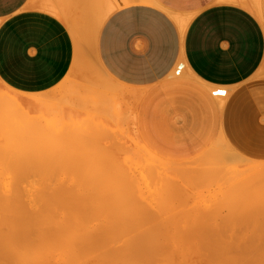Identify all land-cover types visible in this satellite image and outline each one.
Masks as SVG:
<instances>
[{
  "label": "rangeland",
  "instance_id": "374dc122",
  "mask_svg": "<svg viewBox=\"0 0 264 264\" xmlns=\"http://www.w3.org/2000/svg\"><path fill=\"white\" fill-rule=\"evenodd\" d=\"M151 1L150 3H153V0ZM178 22L182 24L181 20ZM87 60L90 64L96 65L98 68L97 60L93 55L89 54ZM95 76L103 77L104 73L98 68ZM59 87L60 86L54 90H57L56 92L53 91L45 100L41 98L43 96H34L30 98L31 101H28V97L16 93L0 82V104H2V101L4 102L2 95H5V98L8 96L12 98L21 97L20 99H22L14 106L9 103L6 104V101L4 105L2 104L4 108H1L0 105V248H2L0 250V264H29V262H27L28 260L31 264H37L39 260L38 257L37 259H35V257L39 255H41L39 258L42 257L41 260L44 261L43 264H147L148 262V264H245V262L248 264L249 260V264H264V249H262L264 248V225H262L264 222V212H260L262 209L264 211V162H255L242 157L230 146L223 133L222 135L218 134L208 148L198 151L192 158L175 159L163 157L169 155L161 154L160 149L151 148L149 143H142L133 134H127L122 132L119 128H115L116 119L107 115V101L101 100V96L99 101L96 96L94 98L92 97L91 81H75L58 91L60 89ZM39 99L40 102H37ZM5 107L13 108L14 111L8 108L5 109ZM17 108L19 111L16 110ZM202 157L204 158L202 159ZM212 165L215 167L214 169L211 167ZM180 166H183L184 171ZM176 167H178V169ZM172 168L173 171L176 168L177 172L179 171L178 174L175 171L172 172ZM218 168H222V171L220 170L221 172L219 171V173L215 174L218 172ZM179 169H182V171ZM205 170L207 172H205ZM210 171H214V173ZM119 175L120 181L119 177L118 179L112 178L113 176L117 177ZM16 176L17 178H21V176L23 178L17 179L15 178ZM99 177L104 180L105 178L108 180V177L110 179L112 178L111 180L117 179L118 184L121 182L122 185H118L116 183L117 181L113 180L112 183L110 181L111 184L109 187V183L106 184V182L103 185V180L100 181L101 179L96 180L97 182H101L98 184L94 179H99ZM91 178L96 184L93 185V183L89 181ZM82 180L83 182L81 183ZM16 181L18 184L15 194L18 195L17 193H19L20 196H18L20 198L23 197L22 199L24 201H19L23 203L21 204L23 207H26L23 208L25 213L22 212L21 208L17 207L18 199L14 198L15 195H10V191L11 189L13 190V185ZM88 182H90L89 184L92 183L91 186L101 185L104 189L101 190V186L95 187V190L98 191L99 189L102 191H98V194L96 193L97 196H95L96 194L93 195L92 189L91 192L89 191L90 185H87ZM113 184L116 187L118 185V189L115 186L111 188ZM14 186L16 187V184ZM109 188L114 190L111 191ZM119 189H122L120 193L117 192L120 195L114 194L117 197L111 194V192H116ZM105 190H107L106 192L108 194L106 192L103 193ZM15 191L13 190L11 193ZM71 191L72 193H70ZM110 195H113V198H111ZM4 197L6 200L10 197L12 199L14 198L13 202L15 205L10 202L12 199L5 201L2 199ZM114 197L118 200L116 201ZM121 197L124 198V201H122L123 198L120 199ZM83 198L85 201L82 200ZM125 199L129 200L126 201L129 209L124 204ZM114 201L117 202L118 207L123 205L121 207L125 208L123 209L120 207L123 209L121 210ZM5 203L13 204V206H15V208H12L13 211L10 208H3ZM254 205L259 209L255 208ZM42 206L47 209L52 208V210H48V212H52L47 213ZM132 208L135 209L133 212ZM237 208H240L241 211ZM249 208H253V210H249ZM254 208L258 209L259 212ZM17 209L19 210L17 211ZM15 210L16 212H14ZM129 210H131V212ZM230 210L233 215L230 214ZM145 211L149 214L144 213L143 215L142 213ZM251 211L254 212L251 214ZM21 212L25 215V218L29 219L27 224L25 220L21 221V224L24 222L25 225H29V222L32 224L31 232L33 231V233L31 234L30 228L28 229L25 225H21L24 230L25 228L29 230V237L32 236V241L26 244L23 242L28 238V235L25 234L26 239H24V233H21L22 231L24 232V230L20 232L22 236L20 239L21 241L18 240L19 238L16 236L19 235V231L21 230V227L19 229L20 223L18 222L23 216L21 219L17 220L18 217L20 218L22 215ZM82 212L83 216H81ZM151 212L152 215H150ZM125 213H130V215L134 213L135 215H128L127 217ZM13 214L15 216L18 214L16 219ZM234 214L237 215L236 217H238V215L240 217L241 215L243 219L241 217L242 220L239 217L236 218ZM256 214H258V217L254 216ZM123 215L127 217L126 220L123 218ZM226 215L230 217H224ZM129 216L131 217V222L132 220L135 221L132 222L133 224L128 220L130 219ZM134 216L136 218L137 216L138 218L139 216H143V219L140 217L138 221V218L136 219ZM162 216H165V218ZM29 217L32 218L34 224L32 220L30 221ZM36 217H39L37 218L39 222L35 220ZM254 218L255 221L259 223L255 222L253 220ZM114 219L117 220V223ZM123 219L125 220L124 222H122ZM158 219H160L162 223L160 224L162 226H166L164 229L160 226ZM165 219L170 220L166 223ZM247 219L250 222H248ZM43 220L47 221L45 222ZM142 220L145 224L141 226ZM163 220H165V225ZM239 221L242 222L239 223ZM13 222L15 223L14 225ZM136 222L138 223L136 224ZM223 223L228 225L224 228L223 226L225 225H223ZM220 224H222V226ZM229 224H231V226ZM251 224L253 226H251ZM136 225H139V227H136ZM260 225L262 230L261 234L263 236L260 235ZM15 227L19 230H16ZM245 227H247L246 230ZM226 228L227 230L225 231ZM256 228L259 231H257ZM11 229H13V231H11ZM139 230H142V233ZM147 230H149L150 233ZM239 230L241 232L243 231L242 233L244 234L242 235ZM232 232L236 236L241 234L239 237H236L233 236ZM224 233L226 236H224ZM5 234H7L8 237ZM84 237L87 240H85ZM210 237L215 240L210 239ZM246 238H248L249 241ZM253 240L257 241H255L256 244ZM4 241L5 244H3ZM189 241L192 246L189 244ZM175 242H177V244ZM209 242L210 244H208ZM28 244L30 246V248L28 247L29 249L27 248ZM254 244L255 249L259 247L257 249L258 252H256V250L254 251ZM240 246L242 248H240ZM246 246H248V249H246ZM3 248L5 251L9 248V253H6L13 257L7 256ZM65 249H67V251ZM237 249L238 251H236ZM249 250L251 254L248 253ZM27 253L30 255L32 254V258L26 255ZM37 253L40 254L37 255ZM260 254H263V259ZM5 255L9 257L8 260ZM24 255L27 256V258ZM14 257L16 260H14ZM21 257L22 259H20ZM223 257L225 258L223 259ZM11 259L13 261H9ZM221 259L223 260L222 262ZM42 262L40 263L42 264Z\"/></svg>",
  "mask_w": 264,
  "mask_h": 264
},
{
  "label": "crops",
  "instance_id": "0c3cea01",
  "mask_svg": "<svg viewBox=\"0 0 264 264\" xmlns=\"http://www.w3.org/2000/svg\"><path fill=\"white\" fill-rule=\"evenodd\" d=\"M150 2L0 0V82L45 100L91 81L115 128L163 157L192 158L223 133L264 162V0Z\"/></svg>",
  "mask_w": 264,
  "mask_h": 264
},
{
  "label": "bare ground",
  "instance_id": "6f19581e",
  "mask_svg": "<svg viewBox=\"0 0 264 264\" xmlns=\"http://www.w3.org/2000/svg\"><path fill=\"white\" fill-rule=\"evenodd\" d=\"M99 1H100V0H99ZM121 1L124 2V1H128V0H121ZM132 1H142V0H132ZM120 3H121V2H119V4H120ZM123 4H124V3H123ZM98 21H99V22H98ZM98 21H96V22L94 23V25H95L96 27H98V25L100 24V20H98ZM178 21H179V20H178ZM181 23H183V22H181ZM91 25H92V24H91ZM94 25H93V26H94ZM86 28H87V27H86ZM83 30H84V29H83ZM85 34H86V33H85ZM88 34H89V33H88ZM88 34H87V35H88ZM81 38H82V37H81ZM84 41H85V40H84ZM84 51H85V50H84ZM77 53H78V52H77ZM86 61H87V60H86ZM76 63H77V62H76ZM91 67L93 68V66H90L89 68H91ZM89 72H90V71H89ZM93 91H95V90H93ZM103 91H104V90H103ZM91 92H92V91H91ZM95 93H96V92H95ZM2 96H3L2 98H3L4 102L6 101V102H5L6 104L9 103V104H11V105H13V106L16 105V104H18V102H19L20 100H22V99H20L21 97H19V98H12V97H8V96L6 95L7 97L5 98V97H4L5 95H2ZM0 97H1V96H0ZM35 97H36V96H35ZM2 98H1V100H2ZM41 98L44 99V97H41ZM218 98H221V97L218 96ZM67 99H68V98H67ZM69 100H70V99H69ZM220 100H221V99H220ZM28 101H31V99L29 98ZM4 102L2 101V104H3V105H4ZM37 102H40V99H39ZM2 104H0V105H1V108L3 107ZM95 104H96V103H95ZM99 105H100V104H99ZM5 106H6V105H5ZM7 106H8V105H7ZM13 106H12V107H13ZM93 107H94V106H93ZM3 108H4V107H3ZM7 108H8V107H7ZM7 108L5 107V109H7ZM97 108H98V107H97ZM8 109H12V110H13V108H8ZM16 110L19 111L18 108H17ZM16 110H15V111H16ZM100 110H101V109H100ZM13 111H14V110H13ZM93 111H94V110H93ZM101 113H102V112H101ZM103 113H105V112H103ZM105 114H106V113H105ZM105 114H104V115H105ZM74 129H75V128H74ZM75 131H76V129H75ZM75 131H74V132H75ZM105 132H106V131H105ZM108 133H109V132H108ZM206 156H207V155H206ZM216 156H217V155H216ZM203 158H204V157H202V159H203ZM214 158H215V157H214ZM202 159H201V163H202ZM205 160H206V159H205ZM198 161H199V160H198ZM199 162H200V161H199ZM121 164H122V163H121ZM220 164H221V163H220ZM164 165H165V164H164ZM213 165H214V164H213ZM213 165H212L211 167L214 169L215 167H214ZM218 166H219V165H218ZM180 167L183 168V166H180ZM120 168H121V167H120ZM165 168L168 169L167 167H165ZM170 168H171V167H170ZM176 168L178 169V167H176ZM176 168L174 169V171L178 174L179 171L177 172V169H176ZM218 169H219L218 172H216L215 174L219 173V171H220L222 168H221V169L218 168ZM179 170L182 171V169H179ZM207 170H208V169H207ZM210 170H211V168H210ZM216 170H217V169H216ZM216 170H214V171H216ZM165 171H168V170H165ZM174 171H173V168H172V172H174ZM183 171H184V168H183ZM214 171H210V172H211V173H214ZM221 171H222V170H221ZM221 171H220V172H221ZM119 172H120V171H119ZM119 172H118V173H119ZM205 172H207V171L205 170ZM210 172H209V173H210ZM181 173H182V172H181ZM211 173H210V174H211ZM122 175H123V174H122ZM17 176H19V175H17ZM17 176H16L15 178H17ZM207 176H208V174H207ZM216 176H217V175H216ZM100 177H101V176H100ZM100 177H99V179H96V178H97V177H96V178L94 179V181H96V180H100V179H101L100 181L103 180V182H102L103 185H104V183L107 182L106 184L109 183V184H108L109 187H110V184L112 183V181H113L115 178L118 179V177H119V181H120V175L117 176V177L113 176V177H112V178H114L113 180H111L112 178L110 179V178L108 177V180L110 179L109 182H108V180H107L106 178H105V180H106V181H105L104 179H102V178H100ZM102 177H103V176H102ZM227 177H228V176H227ZM22 178H23V177L21 176V178L18 177L17 179H22ZM13 179H14V178H13ZM86 179H87V178H86ZM117 179L114 180V181H117L116 183L118 184V180H117ZM121 179H122V178H121ZM84 180H85V179H84ZM87 180H88V179H87ZM87 180H86V182H87ZM12 181H13V180H12ZM14 181H15V180H14ZM25 181H26V180H25ZM43 181H44V179H43ZM89 181L92 182L93 185L96 184V183H98V184L101 183L100 181H99V182L96 181V183H94V181H92V178H91V180L89 179ZM104 181H105V182H104ZM110 181H111V183H110ZM122 181H123V179H122ZM82 182H83V180L81 181V183H82ZM90 182H88L87 185H90V188H89L90 190H89V191L91 192V191L93 190V192H92V193H94L93 195H95L98 191H101L102 189H104V188H102V186L100 185V186H101V190L98 189V191H97V190H95V189H96L95 187H100V186H96V185H95V186H91L92 183L89 184ZM5 183H6V182H5ZM14 183L16 184V187L14 186V185H15ZM14 183H13L14 185L12 184V185H13V190H14V191L16 190V191H15L14 193H11V191H13V190L11 189V191H10V195H11V194H12V195H15L16 197L14 196V198H17L18 201H19V200L24 201V200L22 199L23 197H22V198L19 197V196H20L19 193H17L19 196L15 194V193L17 192V184H18V183H17V181L14 182ZM19 183H20V182H19ZM42 183H43V182H42ZM45 183H46V182H45ZM45 183H44V184H45ZM47 183H48V182H47ZM123 183H124V182H123ZM98 184H97V185H98ZM58 185H59V184H58ZM118 185L121 186V185H122L121 182H120V184H118ZM118 185H117V187H118ZM2 186H3V185H2ZM2 186H1V187H2ZM4 186H5V185H4ZM10 186H11V184H10ZM10 186H9V187H10ZM40 186H41V185H40ZM43 186H44V185H43ZM113 186H115V185L113 184V185L111 186V188H113ZM11 187H12V186H11ZM67 187H69V186H67ZM88 187H89V186H88ZM115 187H116V186H115ZM115 187H114V188H115ZM117 187H116V188H117ZM123 187H124V185H123ZM2 188H3V187H2ZM63 188H65V187H63ZM72 188H73V187H72ZM83 188H84V187H83ZM94 188H95V189H94ZM105 188H106V187H105ZM111 188H109V189L111 190ZM121 188H122V187H121ZM46 189H47V188H46ZM58 189H59V188H58ZM58 189H57V190H58ZM68 189H69V188H68ZM91 189H92V190H91ZM117 189H118V188H117ZM122 189H123V188H122ZM122 189H119V190H117L116 192H115V191H114V192H111V194H113V195H114V194H115V195H120V194H118V193H120ZM0 190H1V189H0ZM70 190H71V189H70ZM72 190H73V189H72ZM112 190H114V189H112ZM112 190H111V191H112ZM39 191H40V189H39ZM59 191H60V190H59ZM77 191H79V190H77ZM77 191H76V192H77ZM95 191H96V192H95ZM106 191H107V190H105L103 193H105ZM124 191H125V190H124ZM83 192H84V191H83ZM86 192H87V191H86ZM90 192H89V193H90ZM101 192H102V191H101ZM117 192H118V193H117ZM27 193H28V192H27ZM70 193H72V191H71ZM106 193H107V192H106ZM116 193H117V194H116ZM75 194H77V193H75ZM78 194H80V193H78ZM81 194H82V193H81ZM97 194H98V193H97ZM97 194H96L95 196H97ZM107 194H108V193H107ZM109 194H110V193H109ZM0 195H1V194H0ZM10 195H9V196H10ZM23 195H24V194H23ZM28 195H29V194H28ZM62 195H63V194H62ZM82 195H83V194H82ZM88 195H89V194H88ZM91 195H92V194H91ZM101 195H102V194H101ZM113 195H112V196H113ZM115 195H114V196H115ZM123 195H124V194H123ZM17 196H18V197H17ZM21 196H22V195H21ZM32 196H33V195H32ZM38 196H39V195H38ZM47 196H48V195H47ZM52 196H53V195H52ZM69 196H71V195H69ZM98 196H100V195H98ZM103 196H104V195H103ZM110 196H111V195H110ZM112 196H111V198H113ZM127 196H128V195H127ZM115 197H117V196H115ZM115 197H114V199H115ZM123 197H124V196H123ZM123 197H121L120 199H122ZM14 198H13V199H14ZM63 198H64V197H63ZM70 198H72V197H70ZM91 198H93V197H91ZM104 198H105V197H104ZM109 198H110V197H109ZM2 199H4L5 201H8V199H12V198L10 197V198H8V199L6 200L5 197H4V198H2ZM2 199H1V200H2ZM13 199H12L11 201H10V200H9V201L12 202V203L14 204ZM79 199H80V198H79ZM99 199H100V198H99ZM102 199H103V198H102ZM107 199H108V197H107ZM114 199H113V200H114ZM41 200H42V199H41ZM47 200H48V199H47ZM56 200H57V199H56ZM63 200H64V199H63ZM71 200H72V199H71ZM82 200H84V198H83ZM86 200H87V199H86ZM93 200H94V199H93ZM115 200H116V199H115ZM117 200H118V199H117ZM117 200H116V201H117ZM127 200H128V199H127ZM127 200L125 199V203H124L126 206H127V202H126ZM2 201H3V200H2ZM14 201H17V200H14ZM18 201H17V204H18L17 207L21 208V209H22V212L25 213V211L23 210V208H26V207H23V205H21V204H23V203H21L20 201L18 202ZM36 201H37V200H36ZM45 201H46V200H45ZM48 201H50V200H48ZM60 201H61V200H60ZM84 201H85V200H84ZM116 201H114V202H116ZM122 201H124V198L122 199ZM128 201H129V200H128ZM29 202H30V201H29ZM41 202H42V201H41ZM66 202H68V201H66ZM86 202H87V201H86ZM94 202H95V201H94ZM109 202H110V201H109ZM112 202H113V201H112ZM118 202H120V201H118ZM19 203H20V204H19ZM46 203H47V202H46ZM53 203H54V202H53ZM56 203H57V202H56ZM61 203H62V201H61ZM80 203H81V201H80ZM89 203H90V202H89ZM92 203H93V201H92ZM105 203H106V202H105ZM105 203H104V204H105ZM2 204H3V203H2ZM13 204H11V203H5V206H4L3 208H6V209H7V208H10V209L12 210V208H15V206H13ZM17 204H16V205H17ZM44 204H45V202H44ZM82 204H83V203H82ZM90 204H91V203H90ZM129 204H130V203H129ZM14 205H15V204H14ZM42 205H43V204H42ZM46 205H47V204H46ZM53 205H54V204H53ZM57 205H58V204H57ZM71 205H74V204H71ZM75 205H76V204H75ZM80 205H81V204H80ZM80 205H79V206H80ZM112 205H113V204H112ZM114 205H115V204H114ZM116 205H117V202H116ZM38 206H39V205H38ZM48 206H49V205H48ZM121 206H123V205H121ZM121 206H120V207H121ZM254 206H255V208H258V207H256V205H254ZM34 207H35V206H34ZM42 207H43V206H42ZM65 207H66V206H65ZM106 207H107V206H106ZM117 207H118V205H117ZM120 207H118V208H120ZM127 207H128V206H127ZM133 207H134V206H133ZM181 207H182V206H181ZM35 208H36V207H35ZM43 208H44V207H43ZM48 208H50V207H48ZM69 208H70V207H69ZM75 208H76V207H75ZM81 208H82V207H81ZM83 208H84V206H83ZM83 208H82V209H83ZM93 208H94V206H93ZM110 208H111V207H110ZM110 208H109V209H110ZM121 208L124 209L125 207H121ZM121 208H120V209H121ZM134 208H136V207H134ZM255 208H254V209H255ZM37 209H38V207H37ZM107 209H108V208H107ZM114 209H115V207H114ZM116 209H117V208H116ZM120 209H119V210H120ZM123 209H121V210H123ZM128 209H129V207H128ZM143 209H144V208H143ZM145 209H146V208H145ZM229 209H230V208H229ZM231 209H232V208H231ZM237 209H238V208H237ZM250 209H251V208H249V210H250ZM258 209H259V208H258ZM258 209H255V210H258ZM4 210H5V209H4ZM4 210H3V211H4ZM18 210H19V209H17V211H18ZM25 210H26V209H25ZM30 210H31V209H30ZM44 210H46L47 213H49L50 211L48 212V210H52V208H51V209L44 208ZM54 210H55V209H54ZM58 210H59V209H58ZM63 210H64V206H63ZM79 210H80V207H79ZM85 210H86V209H85ZM94 210H95V209H94ZM103 210H104V209H103ZM133 210H135V209L132 208V212H133ZM210 210H211V209H210ZM232 210H233V209H232ZM238 210H240V208H239ZM251 210H253V208H252ZM12 211H13V210H12ZM20 211H21V210H20ZM20 211H19V214H20ZM36 211H37V210H36ZM46 211H45V212H46ZM67 211H68V209H67ZM81 211H82V210H81ZM91 211H92V209H91ZM129 211L131 212V210H129ZM138 211H139V210H138ZM235 211H236V209H235ZM240 211H241V210H240ZM243 211H244V210H243ZM5 212H7V211H5ZM5 212H4V213H5ZM14 212H16V210H15ZM22 212H21L22 215L20 216V218L18 217V219H17V220H19V219H21V217L23 216L22 219L18 222V223H20V224H19V225H20V226H19V229H20V227H21V230L19 231V235H16V236H18V238H19L18 240H20L21 237H22V236L20 235L21 233H24V236H23V237H25L24 239H26L25 234L28 235V238L25 240L26 242H25V241H24V242L22 241L24 244H26V243H28L29 241H32V239H31L32 236H31V237H29V236H30L31 233H33V231L31 232V226H32V224H30V222H29V225H25V222L27 221V222H26V224H27L28 221H29V219L25 218V215H23ZM51 212H52V211H51ZM51 212H50V213H51ZM229 212H230L231 215H233V214L231 213V210H230ZM229 212H228V213H229ZM244 212H245V211H244ZM253 212H254V211H253ZM253 212L251 211V214H252ZM255 212H256V211H255ZM257 212H259V210H258ZM257 212H256V213H257ZM260 212L263 213V212H264L263 209L260 210ZM8 213H9V211H8ZM27 213H28V212H27ZM65 213H66V212H65ZM79 213H80V211H79ZM106 213H107V212H106ZM121 213H123V212H121ZM140 213H142V212H140ZM144 213H147V212L145 211V212H143L142 214L144 215ZM247 213H248V212H247ZM38 214H39V212H38ZM70 214H72V213H70ZM97 214H98V213H97ZM117 214H120V213H117ZM123 214H124V213H123ZM125 214H126L127 217H128V215H130V213H129V214L125 213ZM147 214H149V213H147ZM174 214H175V213H174ZM230 214H228V215H230ZM235 214H237V213H235ZM235 214H234V215H235ZM6 215H7V214H6ZM13 215H14V214H13ZM32 215H33V214H32ZM44 215H45V214H44ZM52 215H53V214H52ZM77 215H78V213H77ZM79 215H80V214H79ZM102 215H103V214H102ZM131 215H135V214L132 213ZM131 215H130V216H131ZM136 215H137V214H136ZM150 215H152V212H151ZM231 215H230V216H231ZM249 215H250V214H249ZM257 215H258V214L254 215V216H257ZM261 215H262V214H261ZM261 215H260V216H261ZM9 216H10V215H9ZM9 216H8V217H9ZM17 216H18V214H17ZM17 216L14 215V218L16 219ZM28 216H29V215H28ZM33 216H34V215H33ZM81 216H83V212H82V215H81ZM81 216H80V217H81ZM89 216H90V215H89ZM126 216L123 215V218H125V220L127 219ZM130 216H129L130 219H128L129 221L131 220V217H130ZM145 216H146V214H145ZM147 216H148V215H147ZM159 216H160V215H159ZM166 216H169V215H166ZM171 216H172V215H171ZM174 216H175V215H174ZM230 216H229V217H230ZM236 216H237V215H235V217H236ZM5 217H6V216H5ZM54 217H55V216H54ZM72 217H73V216H72ZM75 217H77V216H75ZM87 217H88V216H87ZM96 217H97V215H96ZM99 217H100V216H99ZM119 217H120V216H119ZM140 217H141V216H139V218H140ZM142 217H143V216H142ZM142 217H141V218H142ZM148 217H149V216H148ZM152 217H153V216H152ZM162 217L165 218V216H162ZM162 217H161V219H162ZM224 217H227V215L224 216ZM229 217H227V218H229ZM233 217H234V216H233ZM238 217H239V215H238ZM238 217H236V218H238ZM240 217L242 218L241 215H240ZM240 217H239V218H240ZM245 217H247V216H245ZM257 217H258V216H257ZM11 218H12V217H11ZM29 218H30V217H29ZM37 218H39V217H36L35 220L39 222V219L37 220ZM42 218H43V217H42ZM102 218H103V217H102ZM105 218H106V217H105ZM134 218H136V217L134 216ZM137 218H138V216H137ZM137 218H136V219H137ZM139 218L137 219L138 221H139ZM145 218H146V217H145ZM150 218H151V217H150ZM150 218H149V221H150ZM166 218H168V217H166ZM227 218H226V219H227ZM241 218H240V219H241ZM252 218H253V216H252ZM4 219H5V218H4ZM6 219H7V218H6ZM132 219H133V217H132ZM142 219H143V218H142ZM224 219H225V218H224ZM231 219H232V218H231ZM233 219H234V218H233ZM240 219H239V220H240ZM242 219H243V218H242ZM242 219H241V220H242ZM249 219H250V218H249ZM0 220H1V219H0ZM10 220H11V219H10ZM10 220H9V221H10ZM17 220H16V222H17ZM24 220H25V222L22 223V224H23V226L25 225V227H27L28 229L30 228V234H29V230H26L27 228H25V230H26V231H25V230L23 229V226H21V225H22V224H21V221H24ZM31 220H32V218H30V221H31ZM41 220H42V219H41ZM57 220H58V219H57ZM78 220H79V219H78ZM89 220H90V218H89ZM92 220H93V219H92ZM110 220H111V219H110ZM114 220H115V219H114ZM125 220L123 219L122 222H124ZM165 220H166V223H167V221L170 220V219H165ZM165 220H163V222H164ZM228 220H230V219H228ZM228 220H227V221H228ZM235 220H236V219H235ZM253 220L255 221V218H254ZM261 220H262V217H261ZM261 220H260V221H261ZM263 220H264V218H263ZM43 221L46 222L47 220H43ZM115 221H116V223H117V220H115ZM133 221H134V220H132V222H133ZM158 221H159V224H160V223H161V222H160V219H158ZM171 221H174V220H171ZM194 221H195V220H194ZM224 221H225V220H224ZM224 221H223V222H224ZM243 221H244V220H243ZM247 221H248V219H247ZM251 221H252V220H251ZM254 221H252V222H254ZM32 222H33V220H32ZM32 222H31V223H32ZM66 222H67V221H66ZM111 222H112V221H111ZM119 222H120V221H119ZM127 222H128V221H127ZM130 222H131V221H130ZM132 222H131V223H132ZM134 222H135V221H134ZM147 222H148V221H147ZM147 222H146V223H147ZM231 222H233V221H231ZM236 222H237V221H236ZM236 222H235V223H236ZM241 222H242V221H239V223H241ZM248 222H250V221H248ZM255 222H257V221H255ZM18 223H17V224H18ZM40 223H41V221H40ZM94 223H95V222H94ZM102 223H103V222H102ZM137 223H138V222H136V224H137ZM139 223H140V222H139ZM150 223H151V221H150ZM168 223H169V222H168ZM233 223H234V222H233ZM239 223H238V224H239ZM257 223H259V222H257ZM263 223H264V222H263ZM263 223H262V225H264ZM14 224H15V223L13 222V225H14ZM33 224H34V222H33ZM47 224H48V222H47ZM58 224H59V223H58ZM127 224H130V223H127ZM132 224H133V223H132ZM142 224H143V225L145 224V222L143 223V220H142V222H141L140 225L142 226ZM155 224H156V223H155ZM159 224H158V225H159ZM161 224H162V223H161ZM161 224H160V226L163 227V229H164L166 226H162ZM192 224H193V222H192ZM236 224H237V223H236ZM236 224H235V225H236ZM35 225H36V224H35ZM44 225H45V224H44ZM56 225H57V224H56ZM79 225H80V224H79ZM116 225H118V224H116ZM123 225H124V224H123ZM147 225H148V223H147ZM147 225H146V226H147ZM149 225H150V224H149ZM164 225H165V222H164ZM166 225H167V224H166ZM195 225H196V224H195ZM207 225H208V223H207ZM220 225L222 226V224H220ZM223 225H225V224L223 223ZM226 225H228V224H226ZM226 225L223 226V227L225 228ZM229 225L231 226V224H229ZM243 225H245V224H243ZM249 225H250V224H249ZM256 225H257V224H256ZM2 226H3V225H2ZM28 226H30V227H28ZM47 226H49V225H47ZM68 226H69V225H68ZM73 226H74V225H73ZM129 226H131V225H129ZM134 226H135V224H134ZM146 226H145V227H146ZM203 226H205V225H203ZM246 226L249 227L248 225H246ZM251 226H253V225L251 224ZM254 226H255V225H254ZM86 227H87V226H86ZM136 227H139V225H136ZM136 227H135V228H136ZM145 227H143V228H145ZM153 227H154V225H153ZM201 227H202V226H201ZM218 227H219V226H218ZM223 227H222V228H223ZM238 227H239V226H238ZM247 227H245V230H246ZM255 227H256V226H255ZM260 227H261V225L259 226V229H260V235H262V234H261V231H262V230H261ZM262 227H263V226H262ZM9 228H11V227H9ZM15 228H16V227H15ZM36 228H37V227H36ZM39 228H40V227H39ZM51 228H52V227H51ZM102 228H103V227H102ZM147 228H148V227H147ZM149 228H150V227H149ZM205 228H206V227H205ZM235 228H236V226H235ZM239 228H240V227H239ZM239 228H238V229H239ZM243 228H244V227H243ZM243 228H242V229H243ZM257 228H258V226H257ZM257 228H256V230L259 231ZM263 228H264V227H263ZM19 229L16 228V230H19ZM64 229H65V228H64ZM76 229H77V228H76ZM88 229H89V228H88ZM95 229H96V228H95ZM99 229H100V228H99ZM153 229H155V228H153ZM206 229H208V228H206ZM216 229H217V228H216ZM238 229H237V230H238ZM240 229H241V228H240ZM251 229H252V228H251ZM251 229H250V230H251ZM22 230H24V232H23ZM36 230H37V229H36ZM61 230H62V229H61ZM66 230H67V229H66ZM84 230H85V228H84ZM93 230H94V229H93ZM222 230H223V229H222ZM222 230H221V231H222ZM226 230H227V228L225 229V231H226ZM252 230H253V229H252ZM11 231H13V229H11ZM21 231H22V232H21ZM62 231H63V230H62ZM79 231H80V230H79ZM81 231H82V230H81ZM89 231H90V230H89ZM102 231H103V230H102ZM106 231H107V229H106ZM139 231H140V230H139ZM144 231H145V230H144ZM147 231L150 233L149 230H147ZM211 231H212V230H211ZM214 231H215V230H214ZM223 231H224V230H223ZM223 231H222V232H223ZM235 231H236V230H235ZM239 231H240V230H239ZM239 231H238V232H239ZM253 231H254V230H253ZM5 232H6V231H5ZM14 232L16 233L17 231H14ZM20 232H21V233H20ZM99 232H100V231H99ZM99 232H98V233H99ZM114 232H115V231H114ZM131 232H132V231H131ZM137 232H138V231H137ZM140 232L142 233V230H141ZM240 232H241V231H240ZM242 232H243V231H242ZM242 232H241V233H242ZM246 232H247V231H246ZM8 233H9V232H8ZM10 233H11V232H10ZM17 233H18V232H17ZM27 233H28V234H27ZM72 233H73V232H72ZM111 233H112V232H111ZM154 233H156V232H154ZM206 233H208V232H206ZM241 233H240V234H241ZM249 233H250V232H249ZM251 233H252V231H251ZM251 233H250V234H251ZM254 233H255V232H254ZM254 233H253V234H254ZM12 234H13V233H12ZM43 234H45V233H43ZM60 234H61V233H60ZM66 234H67V233H66ZM100 234H101V233H100ZM133 234H134V233H133ZM144 234H145V232H144ZM144 234H143V236H144ZM147 234H148V233H147ZM152 234H153V233H152ZM157 234H158V233H157ZM209 234H210V233H209ZM215 234H216V233H215ZM215 234H214V235H215ZM218 234H219V233H218ZM218 234H217V236H218ZM232 234H233V232H232ZM238 234H239V233H238ZM240 234H239V236H240ZM243 234H244V233H242V235H243ZM245 234H246V233H245ZM253 234H252V235H253ZM256 234H257V233H256ZM256 234H255V235H256ZM2 235H3V234H2ZM5 235H7V234H5ZM22 235H23V234H22ZM49 235H50V234H49ZM55 235H56V233H55ZM122 235H123V234H122ZM122 235H121V236H122ZM139 235H140V233H139ZM211 235H212V233H211ZM211 235H209V236H211ZM220 235H221V234H220ZM248 235H249V234H248ZM263 235H264V233H263ZM263 235H262V236H263ZM12 236H13V235H12ZM19 236H20V237H19ZM60 236H61V235H60ZM101 236H102V234H101ZM107 236H108V235H107ZM109 236H111V235H109ZM224 236H226L225 233H224ZM228 236H229V235H228ZM228 236H227V237H228ZM233 236H236V235L233 234ZM239 236H236V237H239ZM246 236H247V235H246ZM250 236H251V235H250ZM250 236H249V237H250ZM7 237H8V235H7ZM13 237H15V236H13ZM36 237H37V236H36ZM63 237H64V236H63ZM88 237H89V236H88ZM90 237H91V236H90ZM105 237H106V233H105ZM113 237H114V236H113ZM116 237H117V236H116ZM119 237H120V236H119ZM137 237H138V236H137ZM140 237H141V236H140ZM211 237H212V236H211ZM211 237H210V239L213 238V237H212V238H211ZM242 237H244V236H242ZM249 237H248V238H249ZM256 237H257V236H256ZM15 238H16V237H15ZM39 238H40V237H39ZM46 238H48V237H46ZM84 238H85V237H84ZM92 238H93V237H92ZM97 238H98V237H97ZM155 238H156V237H155ZM215 238H216V237H215ZM218 238H219V237H218ZM233 238H234V237H233ZM233 238H232V239H233ZM248 238H246V239H248ZM259 238H260V237H259ZM10 239H11V238H10ZM28 239H31V240H28ZM40 239H41V238H40ZM65 239H66V238H65ZM118 239H119V238H118ZM207 239H208V238H207ZM207 239H206V240H207ZM237 239H238V238H237ZM257 239H258V238H257ZM261 239H262V238H261ZM3 240H4V239H3ZM27 240H28V241H27ZM57 240H58V239H57ZM60 240H61V239H60ZM85 240H87V239L85 238ZM144 240H145V239H144ZM212 240H215V239H212ZM216 240L219 241L218 239H216ZM220 240H221V239H220ZM235 240H236V238H235ZM242 240H243V239H242ZM242 240H241V241H242ZM259 240H260V239H259ZM259 240H258V242H259ZM8 241H9V240H8ZM12 241H13V239H12ZM20 241H21V240H20ZM43 241H44V240H43ZM148 241H149V240H148ZM152 241H153V240H152ZM154 241H155V240H154ZM217 241H216V242H217ZM232 241H234V240H232ZM238 241H239V240H238ZM243 241H246V240H243ZM248 241H249V239H248ZM255 241H256V240H253L254 243H255ZM6 242H7V240H6ZM16 242H17V239H16ZM34 242H35V241H34ZM68 242H69V239H68ZM80 242H81V241H80ZM103 242H104V241H103ZM105 242H106V241H105ZM156 242H157V241H156ZM185 242H186V241H185ZM253 242H252V243H253ZM256 242H257V241H256ZM263 242H264V241H263ZM263 242H261V243H263ZM2 243H3V242H2ZM10 243H11V242H10ZM12 243H13V242H12ZM59 243H60V242H59ZM83 243H84V241H83ZM88 243H89V242H88ZM94 243H96V242H94ZM151 243H152V242H151ZM170 243H171V242H170ZM175 243L177 244V242H175ZM183 243H184V242H183ZM183 243H182V244H183ZM190 243H191V242L189 241V244H190ZM246 243H247V242H246ZM3 244H5V241H4ZM8 244H9V243H8ZM8 244H6V245H8ZM15 244H16V243H15ZM17 244H18V243H17ZM84 244H85V243H84ZM104 244H106V243H104ZM180 244H181V243H180ZM206 244H207V243H206ZM208 244H210V242H209ZM212 244H213V242H212ZM225 244H226V243H225ZM230 244H231V243H230ZM237 244H238V243H237ZM250 244H251V243H250ZM255 244H256V243H255ZM255 244H254V251L256 250V252H258L257 249H258L259 247H257V248L255 249ZM263 244H264V243H263ZM18 245H19V244H18ZM43 245H45V244H43ZM76 245H77V243H76ZM92 245H93V244H92ZM190 245H191V244H190ZM247 245H248V243H247ZM258 245H260V244H258ZM258 245H256V246H258ZM8 246H9V245H8ZM12 246H13V245H12ZM12 246H11V247H12ZM38 246H39V245H38ZM59 246H60V245H59ZM72 246H73V245H72ZM87 246H88V244H87ZM98 246H99V245H98ZM103 246H104V245H103ZM156 246H157V245H156ZM160 246H161V245H160ZM191 246H192V245H191ZM193 246H195V245H193ZM241 246H242V245H241ZM241 246H240V248H242ZM251 246H252V245H251ZM251 246H250V247H251ZM0 247H1V245H0ZM13 247H14V246H13ZM13 247H12V249H13ZM28 247L30 248L29 244H28L27 248H28ZM40 247H41V246H40ZM112 247H113V246H112ZM172 247H173V246H172ZM226 247H227V246H226ZM243 247L245 248L244 244H243ZM246 247H247L246 249H248V246H246ZM261 247H262V245H261ZM261 247H260V248H261ZM263 247H264V246H263ZM6 248H7V247H6ZM6 248H5V249H6ZM29 248H28V249H29ZM35 248H36V246H35ZM42 248H43V247H42ZM81 248H82V247H81ZM88 248H89V247H88ZM91 248H92V247H91ZM94 248H95V247H94ZM107 248H108V247H107ZM118 248H119V247H118ZM196 248H197V247H196ZM211 248H212V247H211ZM214 248H215V247H214ZM229 248H231V247H229ZM234 248H235V247H234ZM252 248H253V247H252ZM1 249H2V248H0V250H1ZM28 249H27V250H28ZM37 249H38V248H37ZM218 249H219V248H218ZM222 249H223V248H222ZM231 249H232V248H231ZM249 249H250V248H249ZM262 249H264V248H262ZM262 249H261V251H262ZM3 250H4V248H3ZM6 250H7V251L4 250V251H5V254H6L7 256H9V254L6 253V252L9 253V251H8L9 248L6 249ZM10 250H11V249H10ZM23 250H24V249H23ZM33 250H34V249H33ZM58 250H59V249H58ZM65 250L67 251V249H65ZM72 250H74V249H72ZM93 250H94V249H93ZM152 250H153V249H152ZM174 250H175V249H174ZM227 250H228V249H227ZM244 250H245V249H244ZM252 250H253V249H252ZM4 251H3V252H4ZM15 251H16V250H15ZM15 251H14V252H15ZM84 251H85V250H84ZM148 251H149V250H148ZM171 251H172V250H171ZM193 251H194V250H193ZM215 251H216V249H215ZM236 251H238V249H237ZM245 251H246V250H245ZM0 252H1V251H0ZM10 252H11V251H10ZM21 252H22V251H21ZM30 252H31V250H30ZM40 252H41V251H40ZM61 252H63V251H61ZM64 252H65V251H64ZM124 252H125V251H124ZM151 252H152V251H151ZM225 252H226V251H225ZM234 252H235V251H234ZM242 252H243V251H242ZM247 252H248V251H247ZM247 252H245V253H247ZM256 252H255V253H256ZM16 253H17V252H16ZM42 253H43V252H42ZM50 253H51V252H50ZM68 253H69V252H68ZM73 253H75V252H73ZM200 253H201V252H200ZM222 253H223V252H222ZM229 253H230V252H229ZM237 253H240V252H237ZM248 253H250V250H249ZM252 253H253V252H252ZM261 253H262V252H261ZM3 254H4V253H3ZM38 254H40V253H37V255H38ZM111 254H112V253H111ZM196 254H197V252H196ZM219 254H220V253H219ZM223 254H224V253H223ZM223 254H222V255H223ZM235 254H236V253H235ZM241 254H243V253H241ZM250 254H251V253H250ZM263 254H264V252H263ZM263 254H260L261 257H262V259H263V256H262ZM0 255H1V253H0ZM6 255H5V256H6ZM10 255H11V254H10ZM21 255H22V254H21ZM21 255H20V256H21ZM26 255L31 256L32 254L30 255V254L27 253ZM113 255H114V254H113ZM198 255H200V254H198ZM7 256H6V257H7ZM24 256H25V255H24ZM32 256H33V255H32ZM32 256H31V258H32ZM35 256H36V255H35ZM39 256H41V255H39ZM39 256H36L35 259H37V257H38V260L40 261L42 257L39 258ZM114 256H115V255H114ZM205 256H206V255H205ZM205 256H204V257H205ZM230 256H231V255H230ZM242 256H243V255H242ZM255 256H256V255H255ZM2 257H3V256H2ZM2 257H1V258H2ZM6 257H3V258H6ZM9 257H11V256H9ZM9 257H7V260L9 259ZM12 257H13V256H12ZM12 257H11V258H12ZM25 257L27 258V256H25ZM124 257H125V256H124ZM140 257H142V256H140ZM225 257H226V256H225ZM225 257H223V259H224ZM234 257H235V256H234ZM236 257H237V256H236ZM244 257H245V256H244ZM261 257H260V259H261ZM3 258H2V259H3ZM33 258H34V257H33ZM206 258H207V257H206ZM212 258H213V257H212ZM231 258H232V257H231ZM242 258H243V257H242ZM249 258H250V257H249ZM249 258H248V259H249ZM258 258H259V257H258ZM20 259H22V257H21ZM35 259H33V260H35ZM256 259H257V258H256ZM14 260H16L15 257H14ZM206 260H207V259H206ZM209 260H210V259H209ZM232 260H233V258H232ZM246 260H247V259H246ZM251 260H252V259H251ZM9 261H13V260L11 259V260H9ZM24 261H25V260H24ZM35 261H36V260H35ZM39 261L37 262V264H38V263L41 264L40 262H42L43 260H41L40 262H39ZM222 261H223V260L221 259V262H222ZM233 261H234V260H233ZM258 261H259V260H258ZM1 262H2V260H1ZM22 262H23V260H22ZM27 262H29V264H31L29 260H28ZM217 262H218V261H217ZM5 263H6V262H5ZM25 263H26V261H25ZM43 263H44V261L42 262V264H43ZM45 263H46V262H45ZM148 263H149V262H148ZM148 263H147V264H148ZM215 263H216V262H215ZM234 263H235V262H234ZM249 263H250V260H249ZM249 263H248V264H249ZM257 263H259V262H257ZM9 264H10V263H9ZM19 264H21V263H19ZM34 264H35V263H34ZM51 264H52V263H51ZM238 264H240V263H238ZM243 264H244V263H243ZM245 264H246V262H245ZM261 264H262V263H261Z\"/></svg>",
  "mask_w": 264,
  "mask_h": 264
}]
</instances>
